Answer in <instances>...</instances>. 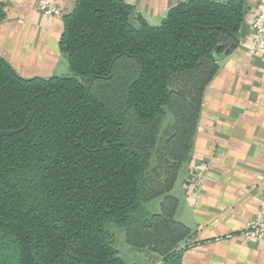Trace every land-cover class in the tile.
Wrapping results in <instances>:
<instances>
[{
  "label": "trees",
  "instance_id": "16d2710c",
  "mask_svg": "<svg viewBox=\"0 0 264 264\" xmlns=\"http://www.w3.org/2000/svg\"><path fill=\"white\" fill-rule=\"evenodd\" d=\"M244 15L243 0H182L154 26L123 0H75L66 75L23 77L0 56V264H125L109 224L182 264L173 189Z\"/></svg>",
  "mask_w": 264,
  "mask_h": 264
},
{
  "label": "crops",
  "instance_id": "0c3cea01",
  "mask_svg": "<svg viewBox=\"0 0 264 264\" xmlns=\"http://www.w3.org/2000/svg\"><path fill=\"white\" fill-rule=\"evenodd\" d=\"M64 14L75 0H52ZM148 24L158 25L182 0H123ZM226 1V0H219ZM239 45L218 57L219 69L207 86L190 158L173 193L176 218L190 235L179 243L182 264H264V243L245 240L241 230L264 204V51L254 55L249 26L259 0H243ZM0 56L23 77L68 73L59 50L62 17H46L37 0H0ZM202 176L188 191L190 173Z\"/></svg>",
  "mask_w": 264,
  "mask_h": 264
},
{
  "label": "built area",
  "instance_id": "2783aa9c",
  "mask_svg": "<svg viewBox=\"0 0 264 264\" xmlns=\"http://www.w3.org/2000/svg\"><path fill=\"white\" fill-rule=\"evenodd\" d=\"M37 8L41 15L46 17H62L63 10L52 0H37ZM249 26L251 33L248 42L254 55L264 51V0H259V4L253 11ZM202 175L194 170L190 173L187 181L188 191L198 189L201 185ZM241 236L245 240L258 241L264 243V204L259 208L256 217L248 219L242 230Z\"/></svg>",
  "mask_w": 264,
  "mask_h": 264
},
{
  "label": "rangeland",
  "instance_id": "374dc122",
  "mask_svg": "<svg viewBox=\"0 0 264 264\" xmlns=\"http://www.w3.org/2000/svg\"><path fill=\"white\" fill-rule=\"evenodd\" d=\"M109 225V232L113 237L114 246L125 264H161L158 254L131 248L125 243L122 232L113 224Z\"/></svg>",
  "mask_w": 264,
  "mask_h": 264
}]
</instances>
